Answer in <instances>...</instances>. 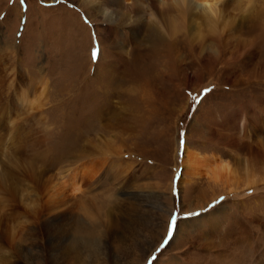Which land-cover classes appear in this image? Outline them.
I'll use <instances>...</instances> for the list:
<instances>
[{
	"label": "rangeland",
	"instance_id": "rangeland-1",
	"mask_svg": "<svg viewBox=\"0 0 264 264\" xmlns=\"http://www.w3.org/2000/svg\"><path fill=\"white\" fill-rule=\"evenodd\" d=\"M85 1L0 0V264H264V0L172 35L146 0Z\"/></svg>",
	"mask_w": 264,
	"mask_h": 264
},
{
	"label": "bare ground",
	"instance_id": "bare-ground-1",
	"mask_svg": "<svg viewBox=\"0 0 264 264\" xmlns=\"http://www.w3.org/2000/svg\"><path fill=\"white\" fill-rule=\"evenodd\" d=\"M86 1L84 2L83 5H86L85 4ZM190 1L189 0H159L157 1V3L152 4L151 0H146V2H149L153 6L152 17L154 18L157 27L159 25L158 29L163 30V34H167V35H172L176 31L181 30L185 26V21L187 19H191L190 15H192L193 13L200 15L201 16L200 18L204 20H208L210 22L213 20L212 17L215 14V7L219 0H198V1L195 0L193 3H191ZM148 4L145 3L146 8H148ZM90 12H91L90 16L93 17V14H95V12L93 10H90ZM91 17H87V18L90 19ZM165 40L160 43L162 46ZM165 47L166 44L164 45V48ZM257 156L259 157L260 154ZM209 157L206 156L204 157L201 155H193L189 157L188 160L186 161V166L191 172V175H193L194 177H198L199 175L202 174L207 179L211 180L214 184L217 182L218 183L226 182L228 180L229 175L232 174L231 173L232 170L229 168L228 163H226L224 160L221 161V159H217V157H212L214 159ZM6 172H8V170H6V167L4 166L3 168H1L0 166V173H6ZM75 172L76 171H73V173ZM83 175H84L83 172H77L70 178L71 174H68L67 177L63 179L61 182L52 184L53 186L50 189L51 193L50 190H48L49 191L47 192L48 194L44 193V196H46L49 199V201L51 198V203H52V198L58 200L61 193L64 192L66 189L79 193L80 191L79 188H81V185H83L82 184V179L84 177ZM249 184L251 186L255 185V181L252 180V183ZM7 193L11 196L12 190H7ZM26 195L27 196L23 197V201L26 202L28 205H30L31 203H33V201L28 200V198L30 197V193L27 192ZM58 202L59 201L55 202L54 204L55 206L51 204V210H54L56 208L58 209V205H57Z\"/></svg>",
	"mask_w": 264,
	"mask_h": 264
},
{
	"label": "snow or ice",
	"instance_id": "snow-or-ice-1",
	"mask_svg": "<svg viewBox=\"0 0 264 264\" xmlns=\"http://www.w3.org/2000/svg\"><path fill=\"white\" fill-rule=\"evenodd\" d=\"M95 56V53L93 54ZM205 91H210L209 89H205ZM185 133L181 132L179 133V144L181 146V148H183L185 146ZM190 215H197V213H190ZM176 222H177V214L174 213L171 217V223L169 224V228H168V235L169 237L172 236L174 228L176 226ZM165 243H167V241H165Z\"/></svg>",
	"mask_w": 264,
	"mask_h": 264
}]
</instances>
